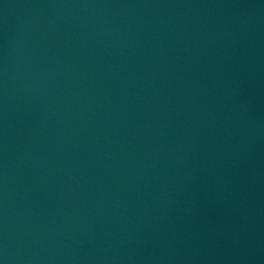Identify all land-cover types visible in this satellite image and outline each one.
<instances>
[{"label": "water", "instance_id": "1", "mask_svg": "<svg viewBox=\"0 0 264 264\" xmlns=\"http://www.w3.org/2000/svg\"><path fill=\"white\" fill-rule=\"evenodd\" d=\"M0 264H254L169 0H0Z\"/></svg>", "mask_w": 264, "mask_h": 264}]
</instances>
